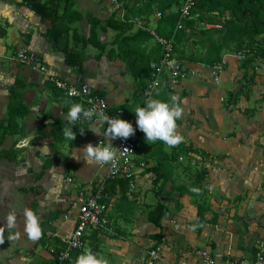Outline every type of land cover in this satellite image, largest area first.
Masks as SVG:
<instances>
[{"label":"crops","instance_id":"0c3cea01","mask_svg":"<svg viewBox=\"0 0 264 264\" xmlns=\"http://www.w3.org/2000/svg\"><path fill=\"white\" fill-rule=\"evenodd\" d=\"M28 1L0 0V124L8 117L10 91L17 81L24 84L20 92L28 110L27 117L17 118L20 134L8 136L0 145V151L20 152L16 162L0 161V264H55L53 244L70 235L77 223L74 200L78 193L80 197L84 191L93 192L106 173V165L87 162L85 149L89 144L109 142L107 123L93 118L85 125L78 121L70 125L68 113L77 102L54 89L50 79L87 85L113 110H124L129 120L143 105L142 96L135 97L136 79L124 62L109 55L112 50L118 54L113 42L119 32L98 28L97 40L107 44V49L102 54L89 46L80 68L69 66L64 54L65 50L81 51L73 45V31L90 36L87 15L101 21L103 27L115 20L128 27L125 38L150 53L158 46L145 30L154 29L161 36L172 30L168 22L158 20L156 8L151 12L152 0H75L73 10L85 19L63 22L71 29L69 34L53 36V22L33 11ZM20 50L37 55L46 73L16 61L14 56ZM234 54L224 51L226 67L218 83L205 73L173 90L164 84L156 96V100L183 109L177 131L184 136L182 144L193 146L199 154L181 155L199 158L205 173L199 186L207 191V206L197 209L193 197L181 194L179 187L184 182L175 183L181 175L167 161L169 148L159 141H146L143 134L136 144L135 193L129 196L127 192L123 200L120 187L108 192L109 229L88 232L85 249L69 264H76L86 251L103 256L107 264H146L149 251L157 246L153 237L159 234L162 255L155 264H201L197 256L201 251L215 256L217 264L251 260L264 239V69L255 71L257 64L245 66ZM56 121L65 128L73 127L74 138L57 144L49 136ZM173 148V154H180ZM202 152L207 155L204 159ZM47 162L45 176L35 181ZM156 168L161 169L160 175L166 173L158 184L157 175L149 172ZM173 172L175 179L171 178ZM238 197L243 200L237 202ZM159 203L168 209L160 228L148 221L149 212ZM201 207L207 212L205 221L194 224ZM26 210L38 217L42 241L30 239L26 233ZM10 214L15 215L13 227L8 224ZM211 217L213 221L207 222Z\"/></svg>","mask_w":264,"mask_h":264},{"label":"trees","instance_id":"16d2710c","mask_svg":"<svg viewBox=\"0 0 264 264\" xmlns=\"http://www.w3.org/2000/svg\"><path fill=\"white\" fill-rule=\"evenodd\" d=\"M28 2L31 3L33 11L39 14L43 19L51 20L53 22V30L51 33L53 36H63L64 34H69L71 29L68 26L64 27L62 24L63 22L74 24L76 22H79L80 20L85 19V17L73 10L75 0H47L44 3H42V0H30ZM153 7L156 8V11H158L162 16L161 20L159 21H166L170 24V26H172L170 34L167 35L171 36L179 20V9L176 13H173L172 9L174 5H172L169 0H152L149 4L151 12L154 9ZM198 7L208 10V12L218 14L219 18L224 20V24L230 21L233 22L237 26V28L241 30L243 38L235 37L232 42H234V44L237 46L238 52L242 51L243 49H250L254 53L253 57L245 61L243 65L251 67L254 66V64H256V61L258 60L264 61V0H200L197 8L192 14L191 20L192 18H195L194 13L197 11ZM62 8L64 9L61 15L60 12ZM86 20L91 26V34L89 37H84L81 36L78 31H73V45L75 48H81V51H64L68 65L71 67L81 68L85 61V50L89 46L101 51L102 54L105 52L108 45L102 44L97 40L96 30L98 28H102L104 30L111 29L119 32V35L113 42L114 45L118 46V54H116V52L112 50L109 52V55H116L117 59L125 63L128 72L131 73L136 79L137 90L135 92V97H139L141 95L143 100V91L146 87L145 83L147 84V81L151 78L152 74L160 64L162 58L161 48L158 47L150 53H147L145 50L134 46L128 38H125V34L126 32H128V27H126L124 23L117 22L115 20H109L106 22V26L103 27V23L93 18L91 15H87ZM187 24L185 23L184 28L176 35V54L180 59H185L190 63H200L212 67L213 65H215V62H217L218 60L220 61V57H222L224 51L233 52L234 48H232L231 46L232 42L229 43L220 38L215 39L210 35L203 39H200V42L203 46H205L206 44H210L207 50V56L205 58H197V56L192 52L188 56L179 53V49L181 47L178 45V43H180L182 39H184L185 42H188V40L192 36V32H187ZM200 25L203 26V24ZM145 32L143 33L146 34L147 32ZM220 34L221 33H218V35ZM216 56L219 58H217ZM144 85L145 87L143 88L141 94V88ZM23 88L24 84L21 81H17L10 91L8 117L4 122L0 124V145L4 143L8 136L20 134V127L17 122V118H24L28 115V110L23 102V95L20 92ZM54 89L56 88L54 87ZM64 128L65 125H63L59 121H56L52 125V130L49 133V136L53 137L56 140L57 144H60L65 138L64 135H60ZM143 134L144 133L142 131H139L137 133L134 139L136 144ZM173 149L174 152L177 151L180 154H199V151L194 150L193 146L186 147V145L182 143ZM19 154L20 152L14 149L10 151H0V161L6 160L8 162H16ZM201 154L203 159L206 158L207 155L205 152H202ZM48 168L49 162L45 164L43 172L41 174L35 175V181L41 180L45 176ZM160 171V168L152 169L151 171H149L150 173H155L157 175L155 184H158V182L166 176V173L160 175ZM197 178L199 181H203L205 179V174H197ZM117 187H120L122 191L121 199L126 200V194L128 192V183L126 181L108 182L106 193L115 190ZM242 200V197H238L236 199L237 202H240ZM202 210L203 208L201 207L198 213L199 218L202 216ZM167 212V207L159 203L153 211L149 212V223L160 228ZM53 219L54 215H51L50 220ZM43 238L44 234L41 235L40 240L42 241ZM153 238L157 242V246L162 243L161 234L156 235ZM59 247V242H55L53 244L54 250H57ZM77 254L78 252L73 255V259L76 258Z\"/></svg>","mask_w":264,"mask_h":264},{"label":"built area","instance_id":"2783aa9c","mask_svg":"<svg viewBox=\"0 0 264 264\" xmlns=\"http://www.w3.org/2000/svg\"><path fill=\"white\" fill-rule=\"evenodd\" d=\"M115 1V0H113ZM200 0H183L179 8V20L176 28L171 36H161L154 29H146L147 34L161 48L162 58L158 68L147 81L143 91V105L150 100L155 99L158 92L164 84L170 89H175L184 81L189 79H200L205 73L215 82L218 83L225 71L226 62L219 63L208 67L204 64L190 63L185 59H180L176 54V35L184 28V24L191 20L192 14L197 8ZM161 14L157 15L161 20ZM224 21V20H223ZM220 28V26L216 27ZM254 53L250 49H243L234 54V58L239 63H244L253 57ZM14 59L22 65L31 67L34 70L46 73V68L40 62L37 55L29 53L26 50H20L14 56ZM174 62V63H172ZM50 83L60 91L67 100L76 101L84 111H91L90 117L81 114V118L77 120L80 124H87L93 118L102 119L100 114L113 119H123L130 122L134 128H137L135 135L123 139L118 138L117 142L112 144L117 153L114 162L106 165V173L102 181H100L93 192L81 195L77 201L72 204L73 210L77 211L78 218L76 226L70 235H66L59 239L60 247L57 250L52 249L55 264H69L73 262V255L81 252L86 246V236L88 232H100L108 230L111 225L109 211L111 207L109 194L106 193L107 183L112 181H126L128 183V195L132 196L137 188L135 182V168L137 145L135 136L140 131L136 124V116L127 119L126 112L122 109L113 110L109 102L101 95L93 91L84 84L69 83L64 80L51 78ZM104 141H100L98 146ZM145 168L146 165L142 164ZM68 183H70L68 181ZM178 229L179 227L176 226ZM162 255V247L155 246L148 253L146 264H155L160 261ZM201 264H217L216 257L210 252L201 251L198 253ZM181 264H188L187 261ZM228 264H264V239L257 246L251 260L237 259V261Z\"/></svg>","mask_w":264,"mask_h":264},{"label":"clouds","instance_id":"9594fccd","mask_svg":"<svg viewBox=\"0 0 264 264\" xmlns=\"http://www.w3.org/2000/svg\"><path fill=\"white\" fill-rule=\"evenodd\" d=\"M174 63V62H172ZM175 100V98H173ZM136 124L140 131L145 134L146 141L152 143L162 142L168 148H173L184 142V136L177 131V121L183 116V109L179 104H170L161 100H150L145 106H138L135 111ZM81 114L85 117L92 115L91 111H84L80 105H73L69 110V124L74 125L81 118ZM101 118L107 123L106 135L109 142L93 146L89 144L85 151L88 163H97L105 165L114 162L117 158L116 148L112 146L111 140L117 138L127 139L133 135L137 128L123 119H113L103 114ZM73 127L63 130V134L67 139H73ZM26 217L25 231L30 239L38 240L41 238L42 231L38 217L30 210L24 213ZM9 227L15 225V215L8 216ZM76 264H107L103 256L86 251L81 254Z\"/></svg>","mask_w":264,"mask_h":264},{"label":"rangeland","instance_id":"374dc122","mask_svg":"<svg viewBox=\"0 0 264 264\" xmlns=\"http://www.w3.org/2000/svg\"><path fill=\"white\" fill-rule=\"evenodd\" d=\"M169 2L174 5L173 7V13H176L177 10L180 8L182 0H169ZM154 12V10H152ZM194 19L191 21H187V32H192L191 38L188 40V42H185L184 39L181 40L178 45L181 47L179 49V53L183 55L190 54L191 52L197 56V58H205L207 56V50L210 44H206L203 46L200 42V39H203L207 36H212L215 39H224L227 42H232L235 37L243 38V34L240 29L237 28V26L233 22H225L219 18L218 14H214L211 12H208V10H205L201 7H198L197 11L194 13ZM200 24H203L201 26ZM220 26V28H216ZM218 33H221L218 35ZM233 49V54L238 52L237 46L232 42L231 44ZM217 57V56H216ZM215 57V58H216ZM219 58V57H217ZM223 58L220 57V61H222ZM219 60L216 63L220 62ZM257 66L254 67V70L257 71V69H264V61L258 60L256 61ZM260 64V65H258ZM169 155H167V161L170 162V167L174 168V171L178 173V180H176L175 183L179 182V180L183 179L184 184L180 186V192L182 195H188L190 197H193L195 199V205L198 209L200 206H207V201L209 200V197L207 195V191L205 190V187L199 186L200 182L197 179V174H205L202 170V167L199 162V158L193 157V156H187V158H184V155L181 154H173L172 149L169 148ZM149 164V163H147ZM174 172L172 173L171 178L175 179ZM181 185V184H180ZM158 189L159 186H156ZM157 189V190H158ZM87 192H83V195H86ZM79 198V193L77 195V199ZM202 216L194 222V224H199L202 220L205 221V216L207 214L206 210L202 211ZM213 217H211L209 220H212ZM199 221V222H198ZM213 221V220H212ZM203 222V221H202ZM197 226V225H195Z\"/></svg>","mask_w":264,"mask_h":264}]
</instances>
